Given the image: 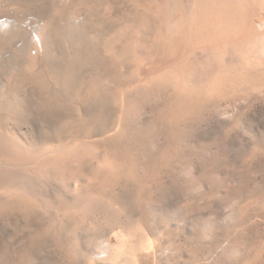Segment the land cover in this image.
I'll return each instance as SVG.
<instances>
[{
    "label": "rangeland",
    "instance_id": "374dc122",
    "mask_svg": "<svg viewBox=\"0 0 264 264\" xmlns=\"http://www.w3.org/2000/svg\"><path fill=\"white\" fill-rule=\"evenodd\" d=\"M0 134V264H264V0H0Z\"/></svg>",
    "mask_w": 264,
    "mask_h": 264
},
{
    "label": "bare ground",
    "instance_id": "6f19581e",
    "mask_svg": "<svg viewBox=\"0 0 264 264\" xmlns=\"http://www.w3.org/2000/svg\"><path fill=\"white\" fill-rule=\"evenodd\" d=\"M8 138H11V137H8ZM8 140H10V139H8ZM5 142H6L5 135L0 134V148H2L4 146ZM10 142H9V144H11ZM5 167L0 166V183L1 184H6L7 185L9 183H13L15 185V183H19L20 182L18 184V186L20 185L22 187V185H23L25 188L29 187V186L32 187V185H33L32 184V181H33L32 179L33 178L32 179L26 178L19 171L10 170L11 168L7 169V167L6 168ZM16 186H17V184H16Z\"/></svg>",
    "mask_w": 264,
    "mask_h": 264
}]
</instances>
